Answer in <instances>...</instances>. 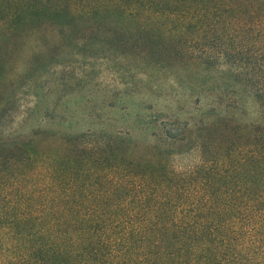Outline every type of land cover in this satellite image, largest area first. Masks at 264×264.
I'll return each instance as SVG.
<instances>
[{"label": "trees", "instance_id": "trees-1", "mask_svg": "<svg viewBox=\"0 0 264 264\" xmlns=\"http://www.w3.org/2000/svg\"><path fill=\"white\" fill-rule=\"evenodd\" d=\"M119 57L259 118L54 129L64 71ZM0 264H264V0H0Z\"/></svg>", "mask_w": 264, "mask_h": 264}, {"label": "rangeland", "instance_id": "rangeland-1", "mask_svg": "<svg viewBox=\"0 0 264 264\" xmlns=\"http://www.w3.org/2000/svg\"><path fill=\"white\" fill-rule=\"evenodd\" d=\"M67 59V58H66ZM81 67V66H79ZM72 65L64 71L65 80L61 86L49 88L42 104L49 109L48 114L54 118V129L79 132L91 123L95 122L96 128L100 130L105 124L112 126L114 130L121 126H128L139 116L158 118L159 120L170 121L178 119L184 121L187 118L199 120L206 118L216 101V94L222 91L212 89L199 91L198 86H202L198 80L205 74L203 68L190 66L183 74L184 79L175 80V73L165 71L158 73L152 81L144 80L145 73L139 67H133L129 60L124 58H113L112 60H97L95 66L79 68ZM89 78H92L91 80ZM188 78L194 80H188ZM57 78L49 76V83L46 87L58 84ZM157 81L159 88L155 95L148 94L154 92L150 85ZM195 82V83H194ZM194 85L193 90L188 85ZM193 90V91H191ZM241 98L237 99L233 95L230 99L235 103V107H224L218 105L219 112L223 116L234 119L238 122H253L259 118L257 105L252 99L242 91L238 90ZM201 96L200 99H197ZM227 98L224 104H231ZM235 101V102H233ZM239 101V102H238ZM147 102H152L154 108H146ZM59 119L69 120L70 124L59 125ZM128 121L127 123H123ZM104 122V124L102 123ZM70 125V126H69ZM139 137L150 136L149 133L139 129L133 130Z\"/></svg>", "mask_w": 264, "mask_h": 264}]
</instances>
